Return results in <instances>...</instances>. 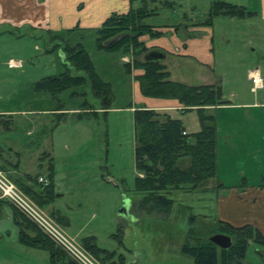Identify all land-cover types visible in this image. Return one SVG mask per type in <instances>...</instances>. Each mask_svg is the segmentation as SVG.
Segmentation results:
<instances>
[{"label":"rangeland","instance_id":"obj_1","mask_svg":"<svg viewBox=\"0 0 264 264\" xmlns=\"http://www.w3.org/2000/svg\"><path fill=\"white\" fill-rule=\"evenodd\" d=\"M165 1L174 2L176 8L166 7ZM212 1L215 0H159L156 3L146 0L148 10L158 15L153 14L154 17L147 18L145 23L152 27L157 25L161 31L169 27L181 31V27L187 26L188 34H190V27L196 22L194 18L196 13L191 15L192 9H198L197 11L202 13L206 12ZM183 13L192 18H182L180 15ZM228 24L226 19L224 21L218 19L216 22L214 33L216 69L222 77L230 81L225 86L226 90L233 85L230 84L232 80L237 78L240 91L246 96L252 84L246 83L242 76L249 66L250 68L252 66L251 70H253L258 65L260 76L264 81V49L261 48L264 45V36L260 34L261 29L255 32L251 30L252 36L244 34L243 30L246 28H244L243 21L234 24V27ZM153 29L156 30L155 27ZM189 36L194 37V34ZM29 38L18 34H3L0 36V56L3 54L2 49L5 47L8 49L10 46L8 51H11L12 55L16 57H22L23 54L31 55L34 60L32 64L38 70H40V65L36 64V59L42 60L43 75H54L64 70L62 59L59 56L62 54L64 58L66 57L64 46L74 47L80 43L92 59L100 77L111 83L116 99L112 108L103 114L104 110L99 101L95 100L88 91L87 85L72 88L55 97L50 96L54 101L52 106H49L53 107L54 111H58V114L53 116L51 122L44 121V130L40 134H48L47 128L50 129L52 125L55 128L48 139L51 143L53 142L56 154L54 172L58 192L55 191V193L57 192L61 197L56 198L54 205L63 216L69 219L70 226L65 229L51 217L48 206L44 208L37 206L17 189L27 201L33 203L44 218L49 220L73 244L82 248L94 264L103 263L84 249L80 240L75 236L82 225L85 226L82 227L80 237L92 234L97 238L96 243L100 248L114 252L119 259L122 258L121 264H194L193 259L181 251L189 228L187 219L192 214L196 216L198 230L208 239L211 236L209 233L212 227H216L218 222L209 210L211 195L200 194L198 190L191 193L180 190L170 192L166 196L173 200V205L169 214L164 218L147 216L137 211V204L142 199V194L134 189L137 172L134 165L133 112L130 108L135 105V98L130 85L135 81L134 74L142 71L132 69L130 74L126 73L125 65L132 66L136 58L132 55V49L128 48L127 51L120 50L115 53L97 51L94 47L93 32L76 31L72 34L45 36L43 51L36 52ZM117 38L118 36L113 39L117 40ZM22 39L27 40L20 41ZM137 58L143 61V54ZM2 83L0 81V84ZM5 86L8 87L7 84ZM262 92L264 91L260 90L257 94ZM20 96L23 95H18L17 99H20ZM29 100L28 107L33 106L34 108L35 100ZM233 101L237 102V100ZM193 116L187 113L182 119L183 125L191 132L197 131L200 127ZM37 117L28 114L25 118H17L15 120L17 133L14 137H19L23 142L26 126L29 131L31 127L29 125L36 124ZM3 118L0 119V127H8L11 122L9 123L7 117ZM11 125L15 123L12 122ZM66 148H68L67 151ZM33 151V146L22 150L21 169L34 173L37 168L39 172H45L44 167L47 165L45 158L42 155L37 158ZM2 158L0 164H5V157L2 156ZM12 160L15 162L14 157ZM9 173L16 175L15 171L10 170ZM5 177L13 183L7 173ZM124 200H128L129 214L136 221L132 226H128L130 223L119 215V225L121 224V229L123 227L120 232L116 222L117 211ZM29 223L32 224L31 221ZM36 228L42 233L38 227ZM28 234L31 236L34 233L28 231ZM0 235V264H77L46 235L55 253L59 255V260L55 262L51 260L48 252L22 245L18 241V229L9 206H4L0 214ZM259 249L256 244L250 242L245 262L259 263L261 260ZM62 259L66 262H62Z\"/></svg>","mask_w":264,"mask_h":264},{"label":"crops","instance_id":"obj_2","mask_svg":"<svg viewBox=\"0 0 264 264\" xmlns=\"http://www.w3.org/2000/svg\"><path fill=\"white\" fill-rule=\"evenodd\" d=\"M148 1L150 3L159 2V0ZM143 2L146 0H137L133 3H130L129 0H0V36L18 34L30 37L34 50L36 52L43 51L44 39L47 35L59 36L72 34L76 31L93 32L94 34L107 18L113 15H124L131 9L140 8ZM173 3L165 1L164 5L176 8ZM216 3L242 7L250 15L242 19L221 15L213 18L209 25H205L209 10ZM197 10L192 9L194 13L191 14L196 13L194 16L196 18L195 25L190 27V34H194V37L189 36L187 26L181 27V31L173 27L161 31L157 25H153L163 35L156 38L145 35L140 38V41L144 43L148 52L154 50L164 52L161 65L169 73L170 81L191 87L212 85L221 88L223 98L228 103L206 108L207 113L213 116L216 128V174L204 188L198 191L200 194L212 196L209 200L211 204L209 210L216 220L233 227L249 225L264 235V92L257 94L260 90L264 91V81H262V89L256 92H252V86H249L246 96L240 91L237 78L232 80L233 83L230 84L233 85L226 90L225 86L230 81L217 72L214 43L215 26L218 19L222 21L226 19L229 22L228 25H233L232 27L243 21L244 28L247 29V31L243 30L244 34L252 36L251 30L255 32V30L261 29L260 34L264 36V0H215L211 2L206 12L202 13ZM180 16L185 19L190 17L186 13ZM248 21L250 22L248 23ZM25 40L27 39L20 41ZM248 44L250 45V43ZM10 48V46L8 49L7 47L3 48V54L0 56V81L1 83L4 81L0 84V119L7 117L9 123L14 122L15 125L10 123L8 127H0V147L4 151L2 155L5 157V164L9 170L13 171L12 165L18 164L19 173L17 176H34L42 174V172H39L37 168L34 173L21 169L22 150L33 146V154L37 158L42 155L46 162L51 159L55 168L56 154L53 142L51 143V140L48 139L55 128L53 125L50 129L47 128L48 134H40V132L44 130V121L51 122L58 111H54L55 109L50 107L54 100L49 95L34 90L35 84L50 76L43 75L42 60L36 59V64L40 65V70H38L32 64L34 60L31 55L23 54L22 57H16L12 55L11 51H8ZM261 48L264 49V45ZM10 60L19 62L20 67L9 68L7 63ZM29 65L31 66L29 67ZM248 68L242 77L246 83H251L248 74L253 67L249 66ZM253 70L259 72L260 67L256 65ZM140 73L137 72L134 76L136 77ZM6 84L10 89L5 86ZM130 86L135 98V105L130 108L132 112L139 107L146 108L169 113L181 121L187 114L179 111L180 107L176 101L143 97L136 80ZM18 95L23 96L17 99ZM29 99L35 100L34 108L33 106L28 107ZM233 100H237V102ZM28 114L38 117L35 119L36 124L29 125L31 126L29 131L26 126L25 139L21 142L19 137H14L17 133L15 120L25 118ZM188 114L194 115L193 117L198 121L195 111L188 112ZM232 115H236V117H232ZM198 125H200L199 121ZM183 126L187 134H193L200 130L199 127L197 131L191 132L185 125ZM67 150L68 148H66ZM12 157L15 158V162ZM178 165L181 168H187L189 161L183 158L179 160ZM53 182L55 191L58 192L55 172ZM59 197L61 196L57 194V199ZM54 204L55 202L48 206L49 210L51 212L58 211L63 216ZM4 206L8 205L0 207V214ZM63 217L68 220L65 225L66 229L71 224L66 216ZM123 219L130 223L128 226H132L136 221L130 214L129 217H123ZM116 222L119 230L121 224L119 225L118 211ZM83 226L85 225H82L75 235L78 240L84 237L97 239L92 234L80 237ZM257 247L260 248L259 253L264 254V246L257 245ZM62 262L66 261L62 259ZM243 264L249 263L243 260ZM257 264H264L262 258Z\"/></svg>","mask_w":264,"mask_h":264},{"label":"trees","instance_id":"obj_3","mask_svg":"<svg viewBox=\"0 0 264 264\" xmlns=\"http://www.w3.org/2000/svg\"><path fill=\"white\" fill-rule=\"evenodd\" d=\"M129 1L133 3L137 0ZM153 14L148 10L146 2H143L140 8L131 9L124 15L107 18L101 28L94 33V47L97 51L106 53L132 49V55L136 58L132 66L125 65V69L128 74L132 69L142 71L135 80L143 97L173 100L177 102L181 113L196 112L200 130L193 134H187L181 119L169 113L140 107L133 112L134 165L136 172L142 175L135 178L134 185L135 191L142 194L137 211L147 216L164 218L173 205V200L166 194L178 190L186 193L195 192L204 188L215 177L216 128L214 118L207 113L206 108L226 105L228 102L223 98L221 88L218 86L191 87L175 83L169 80V73L161 63H145L138 60L140 54L148 52L140 38L144 35L151 38L163 35L145 23ZM221 15L242 19L250 14L242 7L216 3L209 10L205 25H209L213 18ZM117 36V40L113 39ZM64 52L65 58L62 54L59 55L64 70L59 74L45 77L34 85V90L55 97L72 88L87 85L88 91L104 110L103 114H106L116 99L111 83L100 77L92 59L80 43L74 47L65 45ZM3 152L0 147L2 160ZM183 158L189 161L187 168L178 165L179 160ZM12 168L16 175L9 173L7 164H0V171L7 173L15 186L37 206L44 208L56 200L54 166L51 159L47 161L45 172L34 176H17L18 164L12 165ZM40 177H43L45 183L38 181ZM6 204L12 209L13 221L18 228V241L24 246L48 252L53 262L59 260V255L55 253L47 237L11 204L0 200V207ZM50 215L60 225L65 227L67 224L68 220L58 211L50 212ZM195 217L192 214L187 219L189 228L181 247L182 253L191 257L194 264H243L250 242L264 246V235L252 226L233 227L218 221L209 235L221 233L232 240L229 249L220 251L198 230ZM28 231L34 234L30 236ZM119 231H122L121 227ZM80 242L84 249L103 264L122 263V258L119 259L114 252L100 248L94 237H84ZM259 255L264 262V254Z\"/></svg>","mask_w":264,"mask_h":264},{"label":"built area","instance_id":"obj_4","mask_svg":"<svg viewBox=\"0 0 264 264\" xmlns=\"http://www.w3.org/2000/svg\"><path fill=\"white\" fill-rule=\"evenodd\" d=\"M9 68H19V62L10 60ZM248 77L252 84V92L262 89V78L258 70L249 72ZM185 134V133H183ZM40 183H45L43 177L38 179ZM0 200L6 201L16 208L22 215L38 227L58 248L64 251L77 264H94L82 248L73 244L64 236L49 220L44 218L38 209L20 193L17 187L8 181L5 174L0 171Z\"/></svg>","mask_w":264,"mask_h":264},{"label":"water","instance_id":"obj_5","mask_svg":"<svg viewBox=\"0 0 264 264\" xmlns=\"http://www.w3.org/2000/svg\"><path fill=\"white\" fill-rule=\"evenodd\" d=\"M164 52L161 50H154L147 52L144 57L143 61L145 63H161L164 59ZM119 215L127 218L129 217L128 214V200H124L122 203L121 208L118 210ZM208 241L213 243L220 251L227 250L232 245V240L230 237L224 234H214L208 238Z\"/></svg>","mask_w":264,"mask_h":264}]
</instances>
